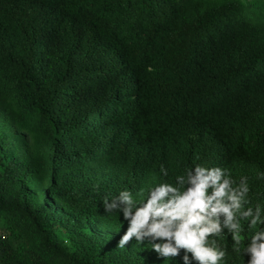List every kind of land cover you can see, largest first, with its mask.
<instances>
[{
	"label": "trees",
	"instance_id": "trees-1",
	"mask_svg": "<svg viewBox=\"0 0 264 264\" xmlns=\"http://www.w3.org/2000/svg\"><path fill=\"white\" fill-rule=\"evenodd\" d=\"M45 51L64 61L34 71ZM67 60L82 69L80 87L68 86ZM100 69L99 91H83ZM112 91L121 99L92 113ZM0 93L22 120L0 133V264H184V251L161 257L134 238L120 247L128 225L87 189L94 162L76 139L51 136L91 114L96 131L97 113L113 111L109 124L136 135L122 138L131 149L109 202L165 171L175 182L185 145L233 188L246 178L244 208L259 205L264 218V0H0ZM241 224L245 245L264 229ZM210 238L220 264H247L227 229Z\"/></svg>",
	"mask_w": 264,
	"mask_h": 264
},
{
	"label": "clouds",
	"instance_id": "clouds-1",
	"mask_svg": "<svg viewBox=\"0 0 264 264\" xmlns=\"http://www.w3.org/2000/svg\"><path fill=\"white\" fill-rule=\"evenodd\" d=\"M46 52L36 53L32 60L34 71L48 66L56 68L64 61L60 54L49 51L52 56H46ZM73 52V49L66 48V54ZM76 63L77 60H67L70 68L68 79L72 80L69 87H80L82 84V69L76 68ZM101 74H105L104 69L96 70L95 74L86 78L82 85L83 91L95 95L103 81ZM1 95L0 133L14 132L16 125L22 123L18 104ZM119 99L120 95L112 91L92 113L109 107ZM111 108L114 109L113 106ZM112 114L113 111L104 115L97 113L95 119L102 118L97 131L91 114L87 119L59 126L51 136L59 135L64 145H70L76 139L74 150L88 154L94 162L93 179L87 189L104 201L106 212L119 210L121 220L128 225L119 241L120 247L134 238L137 243L148 244L161 257H177L184 251V264H191L193 260L196 264H220L225 251L210 236H219L227 229L231 234L234 252L246 255L247 264H264V229L255 230L246 245L242 235L241 220H249L250 229L264 224L259 205L255 211L251 207L244 208L248 192L246 178L233 188L232 181L224 178L221 166L192 163L204 156L197 148L189 149L183 145L184 155L176 167L175 182L170 181L165 171L155 175L146 187L134 194L121 190L109 202L106 196L114 187L111 176L124 162L125 152L131 149L128 145L132 138L125 142L122 138L136 137L133 130L121 123L120 119L116 121L117 125H110ZM82 128L84 133L81 132Z\"/></svg>",
	"mask_w": 264,
	"mask_h": 264
}]
</instances>
